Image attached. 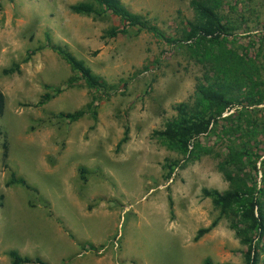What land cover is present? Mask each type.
Segmentation results:
<instances>
[{
    "label": "rangeland",
    "instance_id": "rangeland-1",
    "mask_svg": "<svg viewBox=\"0 0 264 264\" xmlns=\"http://www.w3.org/2000/svg\"><path fill=\"white\" fill-rule=\"evenodd\" d=\"M80 1L0 0V88L6 95L0 128L9 143V167L0 146V264H12L11 249L50 264H205L207 257L215 264H248V245L226 216L194 239L220 214L203 189L232 188L219 168L224 141L205 138L212 152L192 161L154 135L177 115L176 103L196 100L219 48L195 40L168 47L134 29L110 37L106 32L122 25L120 17L77 13L71 5ZM121 1L178 38L198 18L193 0ZM220 10L241 24L228 48L242 52L249 35L263 33L264 0H223ZM47 33L118 87L101 97L96 119L91 113L76 121L59 116L86 108L97 95L83 82L44 99L75 74L46 45ZM31 49L37 50L26 60ZM14 62L21 71L5 74ZM127 127L128 140L118 147ZM12 172L38 191L7 186ZM256 254L264 264V243Z\"/></svg>",
    "mask_w": 264,
    "mask_h": 264
},
{
    "label": "trees",
    "instance_id": "trees-1",
    "mask_svg": "<svg viewBox=\"0 0 264 264\" xmlns=\"http://www.w3.org/2000/svg\"><path fill=\"white\" fill-rule=\"evenodd\" d=\"M192 4L198 18L194 22H189L190 28L183 38L170 35L148 16L132 12L121 0H84L72 4L71 9L77 13L98 17L107 13L120 17L122 25L107 30L106 33L110 37L128 35L130 30L134 29V33L150 32L168 47L179 45L185 40H195L204 44L210 42L212 48H219L220 54L216 56V61L207 62L211 65L205 79L197 87L196 100L193 103L189 101L176 103L174 108L177 115L169 119L163 129L155 130L154 135L169 149L183 153L192 161L212 152L203 144L205 138L216 137L224 141L225 158L219 164V168L231 182L232 188L224 192L218 189H203L204 194L212 197L214 204L220 208V214L209 226L200 228L194 239L199 240L226 216L231 219V227L235 229L237 236L248 245L246 251L248 264H257V247L264 243V106H261L264 104V62L255 60L264 57V31L261 35H249L250 39L242 46V52L233 50L228 48V44L235 40L241 24L230 22L228 16L221 12L223 0H193ZM244 19L246 16L242 15L241 22ZM262 26L264 27V22ZM46 38V45L60 53L75 74L61 85L54 86L53 93L44 94V99L53 98L75 82H83L97 95L86 108L60 112L59 116L76 121L91 113L96 119L101 97L105 98L117 92L118 87L96 74L68 47L55 44L49 33L46 34ZM36 50H29L26 60ZM206 55L211 56V52ZM20 71L19 62H14L12 66L3 69L5 74ZM234 106L241 108L237 107L235 111L227 114L226 111ZM5 108L6 95L0 88V115L4 114ZM1 135H4L2 141ZM127 140L128 127L118 147ZM0 146L3 149L4 165L9 167L7 163L9 143L1 128ZM176 164L175 162L168 164V178L172 176ZM84 172L85 169L81 168V177L86 180ZM13 184H21L30 190L38 191L15 172L11 173L7 181V186ZM0 199H4V194L0 195ZM0 204L3 205L2 202ZM170 204L172 206V202ZM89 248L97 249L93 244H89ZM9 255L12 264H50L41 257L22 255L16 249H11ZM204 262L215 264L210 257Z\"/></svg>",
    "mask_w": 264,
    "mask_h": 264
}]
</instances>
